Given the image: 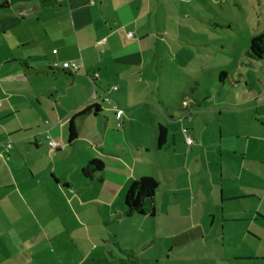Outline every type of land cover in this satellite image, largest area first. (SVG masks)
I'll use <instances>...</instances> for the list:
<instances>
[{"label": "crops", "instance_id": "crops-1", "mask_svg": "<svg viewBox=\"0 0 264 264\" xmlns=\"http://www.w3.org/2000/svg\"><path fill=\"white\" fill-rule=\"evenodd\" d=\"M173 1L0 0V264H138L134 247L156 244L150 220L160 214L184 221L174 234L179 245L204 240L214 227L213 216L208 229L203 224L202 183L205 168L213 177L209 158L216 141L220 148L239 144L233 151L239 176L250 177L249 151H264V100L249 94L245 104L234 101L227 111L240 116L241 131L233 128L239 133L231 138L220 129L205 144L206 124L199 119L223 114L225 83L210 91L205 83L162 82L177 67L164 30L171 21L165 7ZM248 48L244 56L256 60L246 56ZM67 61L81 66L64 71ZM90 107L100 113H84ZM71 120L77 138L70 143ZM160 126L167 130L162 148ZM186 137L194 142L188 145ZM50 141L59 146L50 148ZM91 161L104 168L89 179L82 169ZM143 177L158 182L155 216H126L125 195ZM259 219L264 226L263 213L243 211L224 222L239 223L233 238L251 247L264 238L253 232ZM231 259L264 262L260 254L225 260Z\"/></svg>", "mask_w": 264, "mask_h": 264}, {"label": "rangeland", "instance_id": "rangeland-1", "mask_svg": "<svg viewBox=\"0 0 264 264\" xmlns=\"http://www.w3.org/2000/svg\"><path fill=\"white\" fill-rule=\"evenodd\" d=\"M165 8L167 16H171V21L164 25L165 33L168 32L171 40L166 41V44L174 54V65L177 67L168 79L161 77L162 82L205 83L204 86L210 91L213 90L214 83H225L221 85L219 92L223 114L219 117L206 113L199 122L206 124L204 139L207 145H211L215 140L213 134H219L220 129L223 136L233 138L235 133L241 131L240 116L228 112L227 107L232 106L234 101L237 105L245 104L249 94L264 100V62L251 60L250 63L244 56L250 40L264 35V0H175ZM158 49L162 50V46L159 45ZM220 72L226 76L219 77ZM239 73H242L243 77H240ZM251 79L258 84L251 87L234 84L251 83ZM253 87H256L257 92ZM253 125L257 127L259 124L254 122ZM233 128L240 130L235 132ZM252 135L256 136L258 133ZM259 136L264 137V133ZM216 143L218 147L213 150L215 154L209 158L213 177L209 176L205 168L202 183L205 191L203 211L208 214L203 224L208 229L211 223L209 216H213L214 227L207 231L204 240L189 246L179 245L180 239L175 238L174 234L181 232V227H185L184 221L176 216L166 217L160 214L150 220L154 228L151 229V239H155L156 244L152 247L148 243L146 246L134 247L139 256L138 264H241L232 259L229 263L225 259L240 254H260L264 257V238L262 242L246 247L233 238L240 234V224L224 222L227 218L239 216L243 211L264 214V164L258 160L264 158V151L255 147L249 151L247 160L251 174L249 178H245L239 176L240 167L233 156V151L239 144H223L220 148V143ZM207 150L212 153L211 148ZM245 192H251L254 197L230 200L232 196L237 198L236 196ZM260 221L262 220L254 223L253 232L257 229L258 234L262 235L264 226ZM222 225L225 226L226 242L222 237ZM187 226H191V222ZM139 230L143 232L149 229L142 227ZM154 259L157 262H154ZM262 263L264 262L259 261L256 264Z\"/></svg>", "mask_w": 264, "mask_h": 264}, {"label": "trees", "instance_id": "trees-1", "mask_svg": "<svg viewBox=\"0 0 264 264\" xmlns=\"http://www.w3.org/2000/svg\"><path fill=\"white\" fill-rule=\"evenodd\" d=\"M52 0H43V2L49 3ZM248 58L256 60H262L264 58V35L256 36L252 38L249 44L248 51L246 52ZM225 74H221V78ZM94 112L99 114L100 111L97 107L87 108L84 113ZM77 138L76 129L74 127L73 120L69 123V135L68 141L71 143ZM167 130L160 126L158 129L157 147L162 148L166 143ZM103 164L100 161H91L87 168L82 169V174L85 178L91 179V175L101 173L103 171ZM158 190V182L155 179L149 177H143L134 181L129 187L124 200L125 215H139L154 217L155 197ZM131 256V253L129 254Z\"/></svg>", "mask_w": 264, "mask_h": 264}, {"label": "built area", "instance_id": "built-area-1", "mask_svg": "<svg viewBox=\"0 0 264 264\" xmlns=\"http://www.w3.org/2000/svg\"><path fill=\"white\" fill-rule=\"evenodd\" d=\"M128 37L132 38V34L128 33ZM55 52V51H54ZM81 64L78 61H67L62 63L61 67L64 71L67 72H72V71H76L80 68ZM98 75H95V77H97ZM117 87H113L112 90H116ZM110 97L107 95L104 99L105 102H109ZM0 106H1V102H0ZM116 109V106H115ZM116 119L119 121L120 120V114H117ZM193 139L190 137H186V143L188 145H191L193 143ZM11 144L10 143H6L4 144V147L6 148V151H8V149L10 148ZM49 146L52 149H56L59 145L58 143H56L55 141H50L49 142Z\"/></svg>", "mask_w": 264, "mask_h": 264}]
</instances>
